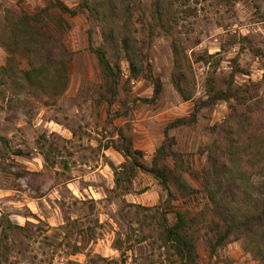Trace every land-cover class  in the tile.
Segmentation results:
<instances>
[{
	"label": "rangeland",
	"instance_id": "obj_1",
	"mask_svg": "<svg viewBox=\"0 0 264 264\" xmlns=\"http://www.w3.org/2000/svg\"><path fill=\"white\" fill-rule=\"evenodd\" d=\"M61 1L71 8L78 2ZM151 1L132 0L140 44ZM47 3L0 0V22L10 12L35 13ZM174 13L193 60L192 100L183 101L170 82V39L162 33L147 48L152 77L161 83L158 95L152 80L129 77L125 61L112 92L88 49L101 37L85 13L64 15L71 60L61 93L32 95L0 86V137L6 139H0V264H182L157 238L163 218L171 224L175 212L183 213L195 237L197 264H259L235 236L210 253L219 219L194 173L220 137L230 107H243L232 98L201 104L208 75L216 88L225 89L231 79L246 90L245 105L264 118V0H176ZM9 56L0 43V65ZM13 57L27 67L22 55ZM181 118L185 124L166 134L189 166L184 178L195 192L188 197L173 186L168 195L146 170L165 127ZM126 147L132 156H124ZM134 158L145 169L135 167L130 176L121 164Z\"/></svg>",
	"mask_w": 264,
	"mask_h": 264
},
{
	"label": "trees",
	"instance_id": "obj_2",
	"mask_svg": "<svg viewBox=\"0 0 264 264\" xmlns=\"http://www.w3.org/2000/svg\"><path fill=\"white\" fill-rule=\"evenodd\" d=\"M175 1H151V19L146 24V37L141 44L134 35L132 0H78L75 8L61 0H48L47 5L35 13L10 12L6 20L0 22V43L10 53L8 64L0 65V86L32 95L44 93L54 97L61 93L68 84L71 60V52L63 42V35L69 28L64 15L73 17L85 13L101 37L97 46L88 49L95 55L102 79L109 83L112 92V84L118 83L121 75V62L125 61L129 77L152 80L154 96L158 95L161 83L152 77L147 48L152 36L162 33L170 39V82L183 101L192 100L195 70L174 13ZM14 54L25 58L26 68L15 64ZM231 82L230 79L225 89H219L212 75L205 79L207 97L201 104L232 98L243 107H230L220 126V137L207 146L205 164L194 173V178L199 181L212 212L219 219L213 228L216 233L210 253L230 236H235L254 261L264 264V118L255 116L252 107L245 105L247 91L242 93ZM181 124H185L182 118L165 127L164 141L156 148L146 170L168 195L173 186L179 196L188 197L195 192L184 178L189 166L183 155L172 149L173 139L166 134L169 127ZM131 154L126 147L124 156ZM121 166H126L130 176L135 167L145 169L135 158L132 164ZM174 214L171 224L163 218L157 238L182 264H197L195 237L189 232L183 213Z\"/></svg>",
	"mask_w": 264,
	"mask_h": 264
}]
</instances>
